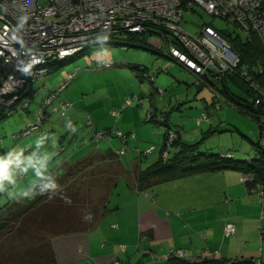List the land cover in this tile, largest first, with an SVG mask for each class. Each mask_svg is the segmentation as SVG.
<instances>
[{"label": "rangeland", "instance_id": "obj_1", "mask_svg": "<svg viewBox=\"0 0 264 264\" xmlns=\"http://www.w3.org/2000/svg\"><path fill=\"white\" fill-rule=\"evenodd\" d=\"M194 10L186 11L183 17L182 26L188 31L196 32L201 25L207 23L212 24L214 27L232 28V26L227 25L224 19L220 17L213 16L209 18V15L205 14L200 7H195ZM262 13H264V7H262ZM218 32L226 37L224 33ZM231 33L232 35L236 34L235 32ZM135 34H139L134 39V43H137L136 45H129L128 41H124V45H120L112 38L106 36L97 39L96 42L89 45L84 51L62 62H50L48 64L50 71L42 78H38L31 83L32 88L37 90V94L30 99L29 106L26 109L14 111L11 115H3L0 113V139L2 140L0 141V158L13 162L9 166L11 180H5L2 186L3 190L0 191V204L2 201L7 202L15 196L23 194L26 192L25 190H27L26 188H28L29 184L36 183V179H42L45 173L51 171L52 174L48 178H45L40 186H36V190L32 193L38 194L42 191H50L53 195L61 192L70 193L76 197L82 222H89L92 215L96 219L94 218L91 225L95 224L96 220L103 213L104 200L109 188L122 173V163L118 158L122 153H120L121 143H119L120 148H118L116 155L112 153L101 154L94 152L87 157H82L90 149L103 150L105 147L110 146V144L112 145L111 141L114 138L112 135L109 138L108 134L112 132V129L102 133L100 136L102 138L100 139L94 137V131L96 129H94L92 124L87 123L88 119L90 120L91 118L89 115L87 116L90 111L84 99L94 95H97L96 97H102V95L116 97L117 93H119V82H132L128 72L132 73L133 80L138 85L139 90H137V95L144 98L142 102L137 103L134 100L131 105H127L128 107H133L131 109L135 117L139 116V119L136 120L137 122H141L143 125L162 126L148 119L150 112L145 111L143 114L142 108L143 106L144 108L146 107L147 99L145 94H138L140 92H147V89H152L154 84H158L162 87L158 88L164 91L157 92L155 90L156 87L153 89V91H156L153 92V97L155 101L157 100L155 103L158 107L160 105L161 107L164 106L165 111L162 115L165 114L168 118L167 122L172 125V129L181 131L180 135L182 139L180 142L187 141V144H195V141L201 140L198 143L199 145L197 144L199 146L198 149H196L197 147L195 148L200 153L206 152L205 147H207V144H210V146H213V144L216 146L225 144L231 150L239 153V156H241L239 160L245 161H256L262 155L257 146L259 122L256 119V114L253 112L257 107L252 104L253 95L250 88L252 90L254 88L251 85L241 81L237 83L230 78H226L224 81L229 92L243 99V101L248 102L251 107L249 104V106L235 104L222 94L221 97L219 92L215 90H222L224 94L225 92L223 91L222 82L215 76H213L214 83L212 87L207 85V80H204L207 75L200 74L198 75L200 77L198 80L193 75L194 81L192 84L186 85V83L181 82L169 91L168 87L172 84L174 85V83L170 82L171 75L168 74L173 73L176 68L175 66L170 67L171 60L162 54H165L168 50V42L155 30L144 31L143 34L134 33L131 35ZM229 42L231 41L229 40ZM156 58L164 60L166 64L157 63ZM98 62L109 64L107 66H97ZM139 65L146 66L147 68L155 66L152 68H156V71L149 72L150 69L147 71V75L154 77V80L144 77V73L146 72L140 74ZM119 68H126L128 72L124 70V75L121 77L122 74L119 76ZM69 71H75L74 80L62 90L61 95H56L52 103L47 105L44 110V120L41 125L45 131H48L45 136V142L39 147L37 145L34 147L30 146L34 152L25 156L24 147L26 145L22 146V141L24 142L29 138L39 139L42 137L40 136L42 135L41 128L22 137H13L12 135L18 134L28 124L35 122L37 110L42 107V101L48 93L57 90L63 80V76ZM254 81L258 82L257 78H254ZM197 85H200V88ZM41 86H44V88L40 89ZM178 89L181 90V94L173 95V92H177ZM214 93H217L218 98L221 97L219 99V109H216L214 104V101L217 100L214 97ZM132 94L136 95V92H132L129 96ZM170 97L172 102L169 101ZM56 98L67 99L69 102L74 101L67 107L61 103L60 99V101H56ZM162 98H165L164 101H161ZM148 101L153 104L151 97H148ZM58 102L60 107L63 108V114L61 113L62 109L60 111L52 110V107L58 105ZM237 106L247 112H241ZM226 110L227 112L225 114ZM201 111L208 114L209 121L206 122L207 124L203 123L199 127L196 125V121H198L200 115L203 113H200ZM109 113L111 115L113 114L112 111ZM224 115L226 116L225 118ZM69 116L73 119L69 120ZM121 118L122 110L119 111L118 119L116 116H113L111 124H114V126L117 125V127L119 126L118 128L120 129ZM216 120L221 121L217 122ZM260 121H264V117H261ZM209 124L217 127L213 132L222 134L223 136H211L204 139L206 134H202V131L207 129ZM73 128L76 129L75 132L72 131ZM115 129L117 128L115 127ZM119 129L117 130L119 131ZM120 130H122L121 134L123 135L124 133H134V136L130 137L126 142L125 152L129 151V141L136 138V133L134 130ZM145 133L148 141L159 144L160 138L156 130L151 129ZM115 138L119 140V137ZM103 140L107 142V145L101 144ZM15 145L18 146V150L20 149V153L8 154L10 147ZM61 147H64V149H60ZM81 160L82 162L78 165L74 164ZM17 166L20 169L18 173L15 171ZM13 168L15 169L14 171H12ZM37 168L40 169L41 175L37 174ZM28 169H31L32 175L29 174ZM69 169H71L70 171L72 173L66 175V171ZM22 173L23 178L19 176ZM14 179H17L20 186L18 183H14ZM26 194L23 198H31V193ZM26 201L24 200L21 203L23 204ZM11 206V210L16 207L15 204H11ZM8 211L6 208L2 212L6 215ZM52 235L50 232L44 233L46 244L50 243ZM20 245L23 244L21 243Z\"/></svg>", "mask_w": 264, "mask_h": 264}, {"label": "crops", "instance_id": "obj_2", "mask_svg": "<svg viewBox=\"0 0 264 264\" xmlns=\"http://www.w3.org/2000/svg\"><path fill=\"white\" fill-rule=\"evenodd\" d=\"M162 54L171 60L170 67L176 68L173 73L168 74L171 75L170 82L174 83L168 87L169 91L181 82L186 85L192 84L194 81L192 72L176 60ZM156 62L166 64L160 58H156ZM152 67L145 66V72L148 73V69L149 72L157 70ZM124 70L127 71L126 68H119V76L124 75ZM128 75L132 82H119V93L116 97L101 94L102 97L94 95L84 99L90 111L87 116H90L94 129L113 126L111 124L113 116L109 112L111 109L120 108L122 110L120 129L134 130L136 138L129 141V151L118 157L122 163V173L109 188L104 200L103 213L95 224L82 231L52 235L50 238L55 264H112L115 261L120 264H171L164 258L170 248L185 249L190 256L202 259L201 261L206 259L208 250H216L214 264H222L225 260L238 258L242 259L241 264L243 262L246 264L255 257L264 261V183L247 185L241 178L248 177L249 174L238 168L225 167L198 170L149 186L137 184L136 177L160 156L164 127L137 122L139 116L135 117L131 109L133 107L123 106L124 98L132 92L137 94L139 90L132 73L128 72ZM213 79V75L207 74L204 80H207V85L212 87ZM197 86L200 88V85ZM155 87L161 86L154 84L152 89L146 90L147 92L138 93L151 97L153 102L152 104L147 100L146 107L142 108L143 114L145 111L154 113L165 111L164 106L158 107L155 103L157 101L153 97ZM177 94H181L180 89L173 92V95ZM59 99L56 98V101ZM164 99L162 98L161 101ZM169 101L172 102L171 97ZM226 112L227 110L225 114ZM71 119L73 118L69 116V120ZM206 122L198 120L196 125L201 127L203 123L207 124ZM216 128L209 124L207 129L202 131V134H206L204 139L223 136L211 131ZM151 129L158 133L159 144L147 140L145 132ZM139 132L141 133L138 135ZM37 141L38 138H29L22 141V146L34 147ZM111 142L112 145L103 150L90 149L82 157L94 152L116 155L120 141L114 138ZM195 142L198 144L201 140ZM101 144L107 145V142L103 140ZM149 147L153 149L144 154V149ZM205 150L206 152L203 153L216 151L217 154L231 153L234 159L241 157L238 152L231 150L225 144L217 146L207 144ZM15 153H20L17 145L8 150L10 155ZM28 171L29 174H33L31 169ZM51 174L52 172L48 171L42 179L38 178L35 180L37 182L33 183H41ZM15 182L18 183L17 179H14ZM33 183L29 184L28 188L33 187L35 185ZM226 222L235 224L237 227L235 234L228 236L224 234L223 227Z\"/></svg>", "mask_w": 264, "mask_h": 264}, {"label": "built area", "instance_id": "obj_3", "mask_svg": "<svg viewBox=\"0 0 264 264\" xmlns=\"http://www.w3.org/2000/svg\"><path fill=\"white\" fill-rule=\"evenodd\" d=\"M195 7H200L209 18L216 16L224 19L227 25L232 26L227 30L240 35L245 41L250 42L257 38L264 47V0H0V113L11 115L14 111L29 106L30 99L37 94L31 83L49 72V62L81 51L98 35H110L124 43L128 32H139L147 24L160 31L161 36L166 38L169 48L165 55L189 69L195 78L200 74L209 73L221 79L226 72H236L240 56L218 29L207 23L201 25L196 32H191L182 26L186 11H195ZM21 17H26L22 25ZM29 64L32 65L31 70L24 72L23 69ZM108 64L98 62L97 66ZM257 69L262 71V67ZM250 70L249 66L245 65L237 74L250 81ZM74 76L75 72H68L57 90L48 93L42 101L35 122L12 136H25L38 128H41V134H44L46 131L41 124L46 106L52 103L64 84ZM144 77L154 80V77L147 73H144ZM250 84L258 95L256 102L264 103V90L253 83ZM162 91L161 88L158 89V92ZM134 100L142 102L144 98L131 95L126 98L123 106L131 104ZM61 103L67 107L71 104L65 100H61ZM61 109L63 114L59 102L52 107L53 111ZM119 111V108L113 109L112 113L118 118ZM202 118L204 115L198 120ZM258 122V142L264 148V121L258 119ZM87 123L91 124V120ZM109 129H112V132L108 133L109 138L112 133L117 135L121 142L120 153H124L126 142L134 133L123 132V135L122 130L118 131L113 126L96 129L94 137L102 138L101 134ZM167 135L168 144L175 137V132L168 129ZM152 149L146 148L143 153H149ZM167 150L163 151L164 156L167 155ZM241 179L245 181L246 177ZM223 230L226 236L233 235L237 232V227L232 222H226ZM208 252V264H214L217 251ZM164 258L185 259L191 262L202 260L190 256L182 248H170ZM241 260L229 259L222 264H241ZM112 264L120 263L115 261ZM248 264H264V261L255 257L250 259Z\"/></svg>", "mask_w": 264, "mask_h": 264}, {"label": "trees", "instance_id": "obj_4", "mask_svg": "<svg viewBox=\"0 0 264 264\" xmlns=\"http://www.w3.org/2000/svg\"><path fill=\"white\" fill-rule=\"evenodd\" d=\"M215 28L218 29V31H220L221 33H224L226 35V38L228 35L227 39L228 41L229 40L231 41L230 42L231 47L240 55L239 65L235 68L236 72H227L226 75H223L220 79L225 94L222 93V90L219 89H216L215 91L221 93L222 95H224V97L234 102L235 104L247 106L249 104L248 102H245L243 101V99L234 96L231 92L227 90L226 83L224 81L226 78H230L231 80L237 83H239L240 81L248 85H251L250 83H253L258 87H260L262 90H264V47H262V45L260 44L257 38H254L252 41L249 42L241 38L240 35H236V34L232 35V33L227 30L228 27L221 28L215 26ZM151 30H155V29L148 28L147 31H151ZM157 32L161 35L160 31ZM143 33L144 32L140 34ZM138 35L139 34L127 36L125 38V41L126 42L128 41L129 45H136L137 43L136 44L134 43V39L135 37H138ZM106 36L112 38L117 44L124 45L122 40H120L119 38H115L110 35H98L96 39L93 40V42L88 43L85 47H83L81 51L76 52L68 57H65L64 59L56 60V62L57 61L62 62L67 58L72 57L77 53L84 51L89 45L96 42L97 39ZM162 37L166 39L164 36ZM245 65H248L249 68L251 69L250 72L252 74V79L250 81L241 78L237 74L239 70ZM257 67H262V71L259 72ZM138 68L143 73L145 72V66L139 65ZM69 72H75V71H69ZM67 74L68 73H66L63 79L67 77ZM74 78L75 76L68 83H65L63 88L57 93V95L60 94L65 87H67L70 83H72ZM254 78H257L258 82H255ZM158 89L160 88L158 87L155 88L157 92ZM155 90L154 92H156ZM250 90L253 95L252 104H254L257 107L254 109L253 112L256 114V119L258 121V119L261 120V117H264V103H260V102L257 103L256 102V99L258 98L257 93L251 88ZM136 96L138 98H143L142 96H138L137 94ZM127 97H129V95H127L124 98V101L126 100ZM145 97L148 100L149 96H145ZM214 97H216L217 99L216 101H214L215 107L219 108L220 107V104L218 102L219 99L215 94ZM63 100L69 102V100L67 99H63ZM135 102L138 103V101ZM70 103L72 104V102ZM237 108L241 112H247L238 106ZM249 114H253V113H249ZM112 115L115 117L114 114ZM149 115H150V117L148 118L149 120L154 121L156 124H161L164 127V137L160 149L159 158L154 163H152L142 174H140V176L136 177V182L139 186L143 184L146 186L157 184L177 176H181L187 173H193L198 170H204V169L214 170L225 167L238 168L243 172L249 174V176L246 177L245 180L247 185L252 186L257 183H264V148L260 146L258 141H257V146L262 155H260L256 159V161H252V160L245 161V160L234 159L232 158L233 156L231 153H222V154L200 153L195 150L197 146L196 142L195 144H190V145H188L187 143L180 142V131H178L177 129L176 130L172 129V125L169 122H167L168 118L165 116V114L162 115V113H154L152 111L150 112ZM202 115H204V118L200 119V121L209 120L208 114L206 112H203L200 115V117ZM159 117H161V119H159ZM0 118H1V114H0ZM43 120L44 119H42V122ZM111 127H105L103 129L111 128ZM116 128L119 129L118 127ZM168 129H172L173 132H175V137L170 141V143L167 144L169 140V136L167 135ZM97 130H101V129H97ZM47 133L48 131H46L44 134L40 136L45 137ZM111 135L114 138L117 137V135H115L114 133H112ZM45 140L46 138L43 139V143L45 142ZM0 141L2 140L0 139ZM25 147H24L25 156H28L34 152L32 147L30 146H25ZM165 148L168 149L167 150L168 153L166 156L163 155V151L165 150ZM60 149H64V147H61ZM81 162L82 160L77 161L74 164L78 165ZM14 170L15 169L13 168L12 171ZM70 170L71 169L66 171V175H70L72 173V171ZM15 171H17V173L20 171L19 166L16 167ZM22 175L23 173L19 174L21 178H23ZM41 183H37L35 184V186L29 187L30 188L29 191H28L29 188H27L26 192L23 191L25 194L31 193V198H26V197L23 198L24 196L27 195L23 193L15 196L12 200H8L7 202L2 201L3 203L1 202L0 204V264H55L56 261H55V255L52 244L51 243L46 244L44 233L50 232L53 235L67 234L71 232L82 231L93 226L91 224L93 223L95 217H93L92 215L89 222L87 223L82 222L78 210V204L76 202L77 201L76 197H74L72 194L61 192L53 195V193L50 191H42L38 194L32 193L33 191L36 190V186H40ZM21 200L23 201L27 200V201L22 204L21 202L23 201ZM11 204H15L16 206L12 210H11L12 208ZM6 208L9 211L6 215H4L2 211H4ZM21 243L23 245H20ZM168 261L171 264H208L209 263V260L207 259H204L203 261H199V262H191L185 259L171 258ZM247 262L249 263V260Z\"/></svg>", "mask_w": 264, "mask_h": 264}, {"label": "clouds", "instance_id": "obj_5", "mask_svg": "<svg viewBox=\"0 0 264 264\" xmlns=\"http://www.w3.org/2000/svg\"><path fill=\"white\" fill-rule=\"evenodd\" d=\"M26 20V17H21L20 20V24H24ZM39 61H33V63H37ZM32 65L29 64L26 68L23 69L24 72H29L31 70ZM70 126V125H69ZM73 132L76 131L75 128L72 129ZM46 137H40L37 141V146L39 147L42 143H43V139ZM13 162L11 160H4L3 158H0V191H2V186H3V182L5 180H11V177L9 175V166L12 164ZM42 166V165H41ZM33 167H35V165H33ZM37 174L41 175L42 173L40 172V169L37 168ZM26 195V194H25Z\"/></svg>", "mask_w": 264, "mask_h": 264}, {"label": "bare ground", "instance_id": "obj_6", "mask_svg": "<svg viewBox=\"0 0 264 264\" xmlns=\"http://www.w3.org/2000/svg\"><path fill=\"white\" fill-rule=\"evenodd\" d=\"M148 28H151L149 24L145 25L144 28H143L141 31H139V32H136V31L128 32V35H126V37H127V36H130L131 34H134V33H142V32H144V31H147ZM196 78H199V77L197 76ZM199 79H200V78H199Z\"/></svg>", "mask_w": 264, "mask_h": 264}]
</instances>
